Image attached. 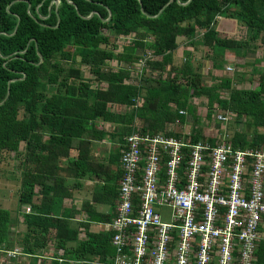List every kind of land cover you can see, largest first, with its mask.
Returning a JSON list of instances; mask_svg holds the SVG:
<instances>
[{"label":"trees","instance_id":"trees-1","mask_svg":"<svg viewBox=\"0 0 264 264\" xmlns=\"http://www.w3.org/2000/svg\"><path fill=\"white\" fill-rule=\"evenodd\" d=\"M221 15L246 27V38L220 35L216 18ZM201 28L205 33L197 38ZM132 33L135 38L120 51L117 39ZM180 37L193 48H211L213 67L223 69L227 52L242 56L264 44V0H0V154H22L17 211L12 215L0 207V264L2 249L15 246L32 257L13 264H37L36 255L50 244L55 257L50 264H104L113 256V232H93L90 223L112 221L118 190L111 188V200H106L102 189L92 203L83 204L84 238L70 221L73 210L62 206L70 195L61 178L66 169L80 178L110 176V164L91 154L93 141L110 135L97 127L99 121L116 125L111 136L120 142L119 162L124 137L137 121L140 131L153 134L179 119L198 125L194 138L202 137L205 129L192 102L202 98L209 110L217 104L234 114L237 126L244 125L231 132L234 147L263 146L259 59L254 58L250 75L257 76L256 87H237L245 73L220 76L207 85L190 51L176 61ZM144 49L158 56L148 62L153 75L127 84L128 67L138 59L136 51ZM113 59L123 63L117 70L110 69ZM138 96L143 103L135 107ZM71 149L77 150L76 158L70 159ZM96 203H109L114 213L99 212ZM19 215L24 229L17 231ZM256 254L257 264H264V241Z\"/></svg>","mask_w":264,"mask_h":264},{"label":"built area","instance_id":"built-area-1","mask_svg":"<svg viewBox=\"0 0 264 264\" xmlns=\"http://www.w3.org/2000/svg\"><path fill=\"white\" fill-rule=\"evenodd\" d=\"M133 37L118 38L119 50ZM157 58L144 49L128 67L131 76L125 82L137 85L152 76L148 62ZM122 65L117 59L109 61L112 70ZM226 69L231 72L233 67ZM142 103V97L135 98V107ZM205 110L200 138H194L198 125L179 119L153 134L136 125L124 137L115 215L102 225L103 231L113 232L114 254L104 264H257L264 216V145L234 147L228 133L234 114L217 104ZM2 252L1 264L32 257L20 246ZM62 252L57 250L58 255ZM36 256L37 264L43 258L55 259L54 250Z\"/></svg>","mask_w":264,"mask_h":264},{"label":"rangeland","instance_id":"rangeland-1","mask_svg":"<svg viewBox=\"0 0 264 264\" xmlns=\"http://www.w3.org/2000/svg\"><path fill=\"white\" fill-rule=\"evenodd\" d=\"M216 28L220 35L228 36L236 39H244L247 36L246 27L242 26L239 22H237L234 18H226L225 15L217 16L216 18ZM202 32L205 33V29L201 28V30L197 29L196 36L201 37ZM135 36V33H132ZM128 34V35H132ZM127 35V36H128ZM134 39V37H133ZM132 39V40H133ZM130 38L126 39V42L132 41ZM178 43L180 49L178 50V54H176V61L181 62L184 58V51L191 52V61L194 66L202 72L203 82L207 85L212 84L216 81V79L220 78V76L229 75L234 76L238 73H245V79L237 85L238 88H254L256 87V78L250 77L252 74V66L254 63V58L259 59L258 67L263 68L264 70V44L258 43V47L255 52H246L245 55H235L232 52H227L225 63L223 65V69H217L213 67L212 60L210 58L212 50L207 46H198V48H192V46L185 45L186 41L184 38H178ZM126 45V44H124ZM136 53L141 54V50H137ZM232 66L233 70L228 72L226 67ZM83 71L86 76H90L88 68L86 66H82ZM253 78V80H251ZM205 99L202 98H193L192 102L196 106V114L200 117V120L203 118L206 110V102ZM204 102V103H203ZM202 121H204L202 119ZM235 118L230 120L228 123L229 132H233L235 128H241L244 125H236L234 123ZM136 124H139L136 122ZM140 126V124H139ZM24 144H21V148H23ZM22 158V154L15 155L10 152H5L0 154V207L4 209L10 210L12 215L16 213L17 206L19 205L18 201V191H19V176L21 172L20 168V159ZM20 226L22 227L23 222L20 220ZM47 264L51 263V260H47ZM5 264H13L10 261H6ZM15 264V263H14ZM18 264V263H17Z\"/></svg>","mask_w":264,"mask_h":264},{"label":"crops","instance_id":"crops-1","mask_svg":"<svg viewBox=\"0 0 264 264\" xmlns=\"http://www.w3.org/2000/svg\"><path fill=\"white\" fill-rule=\"evenodd\" d=\"M179 49L180 47H178V49L176 50V54H178ZM97 127L101 130H105L110 135H107L105 139L93 141L91 154L94 157L101 159L105 163L110 164V168H111L110 176L97 177L92 175V176H84L83 178H80L78 176H72V174H70V171H68V169H66L62 173L64 176H61V178H64L66 185H68L70 189L69 190L70 195H68L63 199L62 206L64 208L73 210V213L70 217V221L74 226L79 227L80 238L85 237L84 227L80 223L87 222V214L82 209L83 204L85 202L92 203V197L95 194V192L102 191V189L107 190L106 196H104V198L106 200H111V193H113L111 188L115 191L118 190L119 180L122 175L121 168L118 162V156H119L118 151L120 147V142L117 137L111 136L116 129V125L99 121L97 122ZM262 131L264 132V129H262ZM228 133L231 136V132L228 131ZM69 156L70 159L76 158L77 150L71 149ZM39 191H40V187L38 186L35 189V193ZM96 195L99 197V194ZM94 206L99 212L105 214L114 213V206H110L109 203H96L94 204ZM18 218L20 222V220H22V216L19 215ZM20 225L21 224L18 223L17 231L24 229V227L23 226L21 227ZM102 225H103L102 222H91L90 230L93 232L102 231ZM260 235H261V240L259 244L264 241V216L262 218V223L260 226ZM50 250H54L52 244H50L46 250L41 251L39 254L46 255ZM47 260H48L47 258H43L42 264H47L46 263ZM70 264H77V263L71 262Z\"/></svg>","mask_w":264,"mask_h":264},{"label":"water","instance_id":"water-1","mask_svg":"<svg viewBox=\"0 0 264 264\" xmlns=\"http://www.w3.org/2000/svg\"><path fill=\"white\" fill-rule=\"evenodd\" d=\"M56 3H57V1H56ZM8 93H9V90H8Z\"/></svg>","mask_w":264,"mask_h":264}]
</instances>
